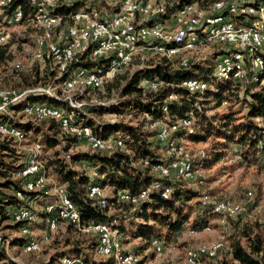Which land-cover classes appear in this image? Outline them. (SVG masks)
<instances>
[{
	"label": "trees",
	"instance_id": "1",
	"mask_svg": "<svg viewBox=\"0 0 264 264\" xmlns=\"http://www.w3.org/2000/svg\"><path fill=\"white\" fill-rule=\"evenodd\" d=\"M229 2L163 0V6H166L163 12L135 24L139 27L148 23H163L177 8L190 3H195L198 10L212 11L217 4ZM16 8L26 17L33 12L34 5L29 0H9L6 5L0 6V29L7 30L13 26L9 24V17ZM57 11L61 13L66 8L58 7ZM29 31L22 29L23 34L8 33L7 41L0 42V65L15 59L12 43L21 48L25 41L31 47L33 39ZM215 44H210L209 50L192 58L190 54L196 50L171 57L159 52H152L149 56L137 53V57L129 63H136L131 70L126 68L116 72L104 81V101L86 102L81 106H73L63 97L55 95L62 94L59 87L61 81L75 67H98L103 70L107 68V61L101 57L83 59V52L64 70L59 71L57 68V75L55 70L50 69L53 62L46 53L45 65L41 69L37 63L28 70L12 68L24 81H12V75L8 73L1 75L2 85H18L29 91L9 105L7 111H0V119L24 131L26 142L36 140L40 143L43 170L48 175L47 169L50 168L59 185L62 183L61 186L79 211L81 225H86L87 221L108 223L117 230L122 243L130 237H140L143 243L135 245L137 248L152 247V241L156 239L165 245L176 243V237L185 228L201 230L210 224V217H218L212 211V202L202 200L206 194L214 199L216 197L208 188L203 189L197 179H174L155 171L154 166L163 162L165 164L170 157L166 156L164 145L156 139L158 126L152 128V123L169 122L174 139L206 142L198 144L203 147L204 155L196 158L205 169L225 156H230L241 165L264 158V72L258 73L255 78V72L248 67L245 73L248 80L246 77L239 80L217 78V56L233 49L224 43ZM184 56L187 57L186 64H182ZM186 79H197L207 85L203 89H189L182 85ZM151 80L161 83L153 89L148 85ZM41 85L54 87L53 94L43 90L45 88H37ZM86 88L78 97L87 98V93L95 90ZM30 100L65 108L71 112L73 123L88 126L98 137L120 138L123 145L114 150L100 151L77 147L79 138L63 131L55 118L36 120L23 116L19 111ZM185 117L191 119V125L175 126L176 120ZM232 144L235 145L231 148ZM18 146L19 143L12 137L0 136V172L4 177L0 180V220H5L7 216L5 207L17 204L13 195L6 190L19 187L18 182L10 178V174L22 165L24 154ZM49 149H53L51 154L48 153ZM90 184L110 188L111 195L106 197L105 205L89 195ZM117 190L130 194L147 191L148 196L134 206L127 200L118 199ZM164 192H168L166 197L162 195ZM48 199L44 197V200ZM193 212L195 215L188 222ZM39 214L43 224L47 213L41 211ZM241 214L228 218V222L232 218H240ZM21 224L17 221L9 226L16 230ZM64 224V236L62 240L55 239L54 244L49 246L51 251L45 247L41 250L44 253L41 258L23 264H54L63 256L82 260L84 264H112L111 257L97 258L92 255L96 245L95 236L89 233L87 240L72 238L69 232H87L81 231L72 222ZM28 240L30 238L14 237L12 243L21 244ZM6 257L1 256L0 260L6 261L0 264H20ZM208 261L210 264H264V229H260L258 222H242L233 233L227 253L209 258Z\"/></svg>",
	"mask_w": 264,
	"mask_h": 264
},
{
	"label": "bare ground",
	"instance_id": "2",
	"mask_svg": "<svg viewBox=\"0 0 264 264\" xmlns=\"http://www.w3.org/2000/svg\"><path fill=\"white\" fill-rule=\"evenodd\" d=\"M8 1L9 0H0V6L6 5ZM29 1L34 5V10L31 14H29L28 18L33 27L40 30L39 35H37V37L35 38L34 50L31 56L32 60L35 61V63L39 64L41 67L45 65L46 53L49 55L52 62L57 61V54L49 53L51 47V37L42 38L44 34L49 32H54V37H61V31H56L58 29V21L53 20V18H76L82 16L94 23L88 24V27L79 28V30L75 33L74 42H71V34H63V43H68L64 45V52L66 53V55L76 57L78 54L83 53L86 49L85 38L89 35V33L97 32V25L99 27H107V19L105 18L117 20L120 22H129L130 16L138 12V0H126V3L128 4L123 8L118 6L119 0ZM231 4L232 3H228L225 5L217 4L213 10L215 11L226 6H230ZM99 5H106L105 8H103L102 12L99 11ZM259 5H262V0H249L248 2L243 4L234 3V7H231L230 10H224L225 12L215 11V13L211 12L205 15V20H198V14L204 12H199L195 3L183 5L182 7L177 8L170 15L169 19H172L173 21L174 18L180 15V25H193L197 22V27L188 28L184 34H177L172 37H167L166 39L165 37L150 38V32L148 31L155 28V35L157 36L174 35V29H166L164 27H160L162 25H165L168 19L163 23H148L139 27L134 23V25H131L129 27V31H122L121 42H111V47H105L109 42V35H120V28H109V34L100 33L94 41V48L100 49V56H108L105 58L108 63L106 66L107 68L100 70L98 69V67H75L68 75V77L63 79L59 85L61 93L69 96L70 101L67 98H63L66 99L69 103L71 102V105L79 106L76 105V100L78 99L79 92H83L84 89H87L86 87H90L95 90L102 89L104 81L108 79V77L114 72L127 67L130 63L131 56L141 48L156 50L164 54V56L171 57L173 55H179L185 52L198 50L208 44L224 43L229 45L233 50L217 56L215 64V74L217 78H229L233 80L242 79L243 77H245L244 73L248 71V67H250V69L255 72L256 76L254 77L256 78L258 73L264 72L263 39L259 37H250V45L247 48L237 47L235 45H242V38L222 36L217 37L216 41L209 40L212 38V32L204 31L202 29L206 28V23H218L221 20H229L230 16H237L238 11H256ZM77 6L81 7L78 8ZM192 6L194 14H182ZM58 7H65L66 11L60 13L57 11ZM26 17L23 16V13L19 8H16L12 11L9 20L10 22H14V24H16L20 23ZM252 23H255V15H248V23H234L231 26L222 27V34H251L252 32H255V25H253ZM68 29L77 30V21L68 20ZM261 34L264 35V27L261 28ZM196 38H200V41L195 42ZM173 50H175V52H173ZM114 51H116L117 53H114ZM186 63L187 57L184 56L182 58V64ZM66 67L67 65H65V62H57V68L59 71L64 70ZM114 67H116L115 70L110 71ZM83 69H85V73H90L91 77L85 74H80V71ZM108 71L110 72L107 73ZM186 82H190V86H192V88L189 89H203L207 85V83L204 81H200L197 79H186L182 82V85L185 87ZM148 85L150 88L154 89L158 86V82L156 80H151L148 82ZM45 91L52 93V91L49 90ZM8 92L19 93L13 88H3L0 90V95H8ZM71 92L73 93V96H71ZM22 97L23 96L17 97L16 99L8 102L7 105H11L13 102L20 100ZM74 97H77V99ZM33 101L34 100H30L23 104L19 111L21 114H23V116H30V118L33 117L36 120H44L50 117L57 120L56 114H60L62 117H64L66 123L68 124L65 125L63 123H59L63 131L68 132L69 134H74L78 138H80V130H83L87 134L93 135L94 141L90 138H83L88 147H90V150H114L123 145V142L120 138H115L112 136L106 138L98 137L88 126L82 123H73L71 112L67 111V109L65 108L43 102ZM43 107L50 111H54L56 114L40 110ZM191 123V119L189 117H185L183 119L176 120L175 126H189L191 125ZM0 124L7 128L4 129V132L0 130V136H10L18 143L20 142V144L22 141L24 142L26 140V134L24 133V131L15 126L13 123L0 119ZM262 124L264 125V119H262ZM168 127H162L159 130L165 135H158V141L164 145L165 151L167 153L166 156L168 155L170 158L165 164H163V162L162 164H157L154 167L170 164L172 162V159H177L179 166H177V169H171L170 178L174 177V179H190L194 176V173L197 171V169L201 167V164L197 163L196 160L193 159L190 151H188L184 147L181 148L179 144L174 143L175 139L171 136L172 127ZM35 145L37 147H35ZM40 149V143L34 141L32 142L28 151L26 150L28 153L25 154L26 151L23 152L24 156L21 166H30V171H28L26 175L24 174V170L22 167H19L16 171H13L10 174V178L15 179L18 182L19 187L11 189V195H13V197L16 199L17 204L9 205L7 207H10V209L12 210L21 209V212H26V223L22 221L21 217H14L13 220H10L8 218H5V220H0V257L2 256V254H7V252L3 251L4 249H7L10 245H12V241L14 238L10 234H7V224H12L17 221L22 222L23 224H21L15 231H19L20 234L24 235L28 230L27 225L34 220L36 215L35 209L30 205V203L34 200L33 194H43L40 193V189H43L44 191H46L47 189L49 177L45 174L42 163L40 161ZM203 155L204 152L202 150H199L197 152L198 158ZM2 179H4V177L0 174V180ZM61 185L56 186L55 200L52 203H44L40 205L41 209H39V212L44 211L45 213H47V217L45 218V229L43 230L41 237L39 238V240L24 241L19 244L22 251L34 252L38 250V244L40 243V241H47L49 239L50 233L56 229L58 223L72 222L81 231L93 233L95 234V237H97L98 235H104V237L99 238V245L96 242L94 248L95 256L111 257L112 264H147L137 254L128 252V250L125 248V245L122 243L121 237L115 232V230L111 228V226L103 228L100 225H81L79 221V211L76 209L75 205L68 196H66V204L70 205L73 208V214L75 215H58V222L53 224V212L56 214L65 213V206L63 205L61 200L63 199V192L65 195L67 194L64 187H62ZM91 185H95V194L93 193V188ZM88 189L89 195L91 197L96 198L101 205H105L106 196L104 193V187L97 184H90ZM16 191H20V194L23 196L16 197ZM142 192L147 193V191ZM125 193L130 194L126 191ZM167 193L168 192H164L162 193V195L166 197ZM116 197L121 200H127L134 206L139 203L134 197H126L123 199L120 198L119 190H117L116 192ZM221 204L222 200L213 202L212 211L216 212L219 215L218 222L222 225L226 223V220L229 217H235L243 210L241 203L230 200H223V207L225 208V211H217V208H221ZM235 204L239 206H236ZM4 223L7 224L3 226ZM210 229L211 226L208 224L201 230L189 229V232L196 234L202 230L208 231ZM106 245L107 252L106 249L100 247ZM152 245L156 252L162 251V248L160 249V247L155 243V240L152 241ZM222 247L223 243L220 240H214L209 243H202L197 246L188 247L186 250L185 262L183 264H198V260L202 257L214 258L218 255V250H221ZM54 264H82V262L76 258L63 256Z\"/></svg>",
	"mask_w": 264,
	"mask_h": 264
},
{
	"label": "rangeland",
	"instance_id": "3",
	"mask_svg": "<svg viewBox=\"0 0 264 264\" xmlns=\"http://www.w3.org/2000/svg\"><path fill=\"white\" fill-rule=\"evenodd\" d=\"M248 1L249 0L240 1L239 4H243ZM229 3H232V0H230ZM105 6H100L99 11L102 12ZM157 6H163V0H157ZM77 7L80 8L81 6H77ZM212 11L214 10L212 9ZM199 12H205V10L199 9ZM168 21L170 22L172 21V19H168ZM20 23L14 24V26L9 27L7 30L0 29V42L7 41L8 35L6 34V32H8L9 34L12 32L16 34H23L22 29L24 30L29 29L30 30L29 34L33 39V44L31 45L30 48L27 42L26 43L25 41L22 42L21 46L25 47L24 50H22L23 49L22 47H21L22 49L18 47L16 43H12L11 48H13V50L15 48L14 50L15 59L13 60V62L10 61L8 64L0 65V90L3 88H13L19 93L20 91H26V90L29 91V89L21 88L18 85H14V86L2 85L1 75L4 73H8L10 74V76L12 75L11 77L12 81L16 80V82H18L20 79L23 80L22 78L19 77V75H17L16 71L15 72L12 71V68L14 67L17 69L28 70L35 63V61L32 60L31 55L34 50L35 38L40 33L39 29L33 27L28 16L25 19H23ZM20 25H22L23 27ZM214 45H217V44H214ZM210 47L211 45L204 46L196 50V52L190 54V57L192 58L193 55L194 56L201 55L204 52H206V50H209ZM28 48L29 50L27 51L28 52L27 53L26 49ZM152 52H159V51L151 50L148 48H141L137 50L131 56L130 61L132 58L137 57V55H135L137 53H141V54H144L145 56H149L150 53ZM135 64L136 63L133 62L129 64L127 67L119 71H116V72H121L126 68H128L127 70H131ZM38 67L39 69L42 68L39 64H38ZM113 74H111L107 80H109V78H111ZM51 87L52 86H48L47 88L43 90L54 91V87L52 88ZM104 87L102 89H96V90L90 91L89 93H87V98L78 97L77 99V97H74L77 99L76 105L81 106L82 104L86 102H98L99 100L104 101V99H106L104 95L105 94ZM72 92L70 93L71 96H73ZM33 102H38V101H33ZM8 108H9V105H7V110ZM159 122L160 121L152 123L151 127L153 128L159 125V130H160L162 127L169 126L167 122H161V123ZM33 141H36V140H33ZM31 142L22 141L21 144L19 142L18 147L23 152H25L26 150L28 151L29 147L32 144ZM174 143L179 144L181 148L184 147L188 151H190L193 159L196 160L197 162V159H196L198 157L197 152L199 150H202L203 148L201 146L199 147L198 144H202V143L205 144L206 142H195L187 138H182L181 140L175 139ZM234 145L235 144H232L231 148L234 147ZM77 147L88 148V145L82 139L77 142ZM52 150L53 149H49L48 153L52 152ZM27 151L25 152V154L28 153ZM40 153L41 152H39V157H40ZM42 162H43V159H42ZM197 171L194 173V176L192 178L186 179V180H196L197 179L200 182V184L203 185V189L208 188V190L211 193H213V195L216 198H218V199L216 198L214 199V198H211L210 195L206 194L204 197H202V200L213 203L215 201L222 200L223 198V200L239 202L242 205V209L244 207V209L241 212L242 214L240 215V218H232L229 220V222L227 219L226 223L222 225L218 222L219 215L217 218L210 217L209 219V223H210L209 225L211 226L210 230L208 231L202 230L196 234H193L189 232V229L187 227L182 232H180L178 236L176 237V244H167L162 248V251L160 252H156L153 245L152 247L148 246L146 248L145 247L143 248L135 247V245L139 243L140 244L143 243L140 237H135V238L130 237L129 239H127L128 241H126L125 243L123 242V244L125 245V248L128 251L140 256L145 263L147 264H183L185 262L186 250L188 247L197 246L202 243H209L214 240H220L224 244L223 248L219 251L217 255V256L219 255L221 256L227 253L233 233L242 222H249V223L258 222L260 224V229L261 230L264 229V158H261L260 160H255L252 164H242L241 165L240 163L235 161L230 156H225V157H221L216 162L209 164L206 169L201 166L200 168L197 169ZM47 174H48L49 180H48V186H47L46 192L48 194L47 195L37 194L36 197L33 196L34 200L33 202L30 203V205L36 211L34 220L31 221L27 225L28 227L27 231H30V236H28V232L22 235L19 233V231H15L13 228H11L9 224L4 223L3 226L5 224L8 225L6 226L8 227V229L6 228L7 234H10L12 237L30 238V240L28 241L39 240V238L42 235L43 230L45 229V223H46L44 220L42 224V216L39 214L40 213L39 209H41L40 205L44 203L45 204L52 203L55 200L56 186L59 185V184H56L58 183V181L55 178L54 174L51 172L50 168L47 169ZM90 174L93 175L92 172ZM201 178H203L202 179L203 181H201ZM104 188H105L104 189L105 196L107 197L108 195H111L110 188L108 187H104ZM6 191L9 194L12 193L11 189L6 190ZM45 196L49 198L47 201L44 200ZM194 215H195L194 212L191 213V215L189 216L188 222H191V219L194 217ZM64 227H65L64 223L59 224L57 228L58 230L57 229H56L57 231L54 230L55 232L53 234L51 232L49 235V239L47 241H40V243L38 244V250L34 252H24L20 248L19 244L12 243V245H10L9 248L4 249L3 251V252H7V254H4V255L2 254V256H7L11 260L15 259L13 261H16L20 264H23L24 262H27V261L34 262L37 258H41L44 255V253H41V250H43L46 247V249L51 251V248H49V246L54 244L55 239L62 240L63 238L62 236H64L63 235ZM111 228L115 230V232L117 231L114 227L111 226ZM90 234H92L93 236L95 235L93 233H90ZM69 235L72 238H77L79 240H87L90 237L89 233H82V232H76V233L69 232ZM92 255L95 256L93 254V251H92ZM97 258H106V257H97ZM210 259H213V258H210ZM208 260L202 257L201 259L198 260V264H210ZM4 261H6V259L0 260V262H4ZM80 261L82 262V264H84L82 260ZM5 264H8V263H5Z\"/></svg>",
	"mask_w": 264,
	"mask_h": 264
},
{
	"label": "built area",
	"instance_id": "4",
	"mask_svg": "<svg viewBox=\"0 0 264 264\" xmlns=\"http://www.w3.org/2000/svg\"><path fill=\"white\" fill-rule=\"evenodd\" d=\"M240 1H245V0H232V4L230 6H226L224 8H220V9H217L215 11L230 10L231 7H234V3H239ZM127 4L128 3H126V0H119L118 6L123 8ZM137 4H138V12H136L132 16H130L129 22H120L117 20L105 18V19H107V27H99L97 25V32L96 33H89V35L85 38L86 49L84 50V57H83L84 59L94 60L95 58H99V57L104 58V59L106 57H108V56H100V49L94 48V41L99 36L100 33L109 34V28H120V35H109V42L107 43V45L105 47H111V42H121L122 31H129V27L131 25H134V23H136V22H141V21L149 19L150 17L158 16L162 12V10L166 7V6H157V0H138ZM215 11H206L204 13L198 14V20H205V15H207L211 12H215ZM182 14H194L193 6L191 8H189L187 11L183 12ZM248 15H255V23H252L253 25H255V32H252L251 34H222V27L231 26L234 23H248ZM53 20L58 21V29L56 31H61V37H54V32H49V33L44 34L42 38L51 37V47H50L49 53H56L57 54V61L52 63L50 69L55 70L57 73V62H65V65L68 66V64L74 58H77V57H73L70 55H66V53L64 52V45H66L68 43H63V34H71V42H74L75 41V33L79 30V28L88 27V24H94V23L92 21L82 17V16H79L76 18H69V17L53 18ZM68 20H76L77 21V30L68 29ZM9 24L14 25V22H10V20H9ZM160 27H164L166 29H174V35L157 36V35H155V28H154V29L148 31V32H150V38L165 37V39H166L167 37H172V36H175L177 34H184L188 28L197 27V22L194 23L193 25H180V15H179L176 18H174L173 21H171L165 25H162ZM263 27H264V0H262V5H259L256 11H238V15L232 16L231 19H229V20H221L218 23H206V28L202 29V30L212 32V38L209 40H215L216 41L217 37H222V36H232L235 38H242V45H235V46L247 48L250 45V37H259V38L264 40V35L261 34V28H263ZM7 34H8V32H7ZM198 41H200V38H196L195 42H198ZM173 52H175V50H173ZM114 53H117V52L114 51ZM120 58H121V55H120ZM116 67L112 68L110 71H114ZM110 71H108L107 73H109ZM80 74H85V75H88L89 77H91L90 73H85V69L81 70ZM244 75L248 79V75H246L245 73H244ZM158 83L160 84L161 82L158 81ZM185 85L187 88H192V86H190V82H186ZM39 87H47V85H41ZM39 87H37V88H39ZM27 93H28V91H20V93L8 92V95H0V110H6L7 111V103L8 102L16 99L19 96H24ZM80 93L81 92H79V94ZM55 95L62 96V97L67 98L69 100V96H67L66 94H60V95L55 94ZM40 110H44V112L55 113L54 111H50L44 107ZM56 116H57L58 123H63L65 125H68L66 123L64 117H62L60 114H56ZM72 127H75V126H72ZM4 129H7V128H5L4 126H2L0 124V130L2 132H4ZM158 135H165L163 132L159 131V125L157 127V132L155 135L157 140H158ZM83 138H90L93 140V135L87 134L83 130H80L79 140H81ZM35 147H37V146L35 145ZM105 149H109V148H105ZM144 162L147 163V159H145ZM177 166H179L178 160L172 159V162L170 164L159 165L158 167H154V169L156 172H159L160 174H166V175L170 176L171 169H177ZM20 167L23 168L25 175L28 171H30V166H28V165L20 166ZM0 174H2V173L0 172ZM91 186L93 188V193L95 194V185H91ZM40 193H43L45 195L47 194V192L44 191L43 189H40ZM17 196H23V195L20 194V191H16V197ZM66 196H68V195H65L63 192V199L61 200V202L65 206V213L64 214H56L53 212V224L58 222V215H75V214H73V208L70 205L66 204ZM147 196H148V193H146V192H140V193H136V194H126L125 191L119 190V197L122 199L126 198V197H134L136 199V201L140 202V200H142L143 198H145ZM235 205L239 206L237 204H235ZM243 209H244V207H243ZM217 211H225V208L223 207V198H222L221 208H217ZM4 212H5V214H7V216L4 218H8L10 220H13L14 217H21L22 221L24 223H26L25 222L26 212H21V209L12 210V209H10V207H5ZM0 219H1V216H0ZM86 223L90 224V225H100L103 228L110 227V224H103V221H98V222L87 221ZM27 232H28V236H29L30 231H27ZM0 235H1V233H0ZM100 237H104V235H98L95 238V242H97L98 245H99V238ZM155 243L160 247V249L165 246V244L160 239H156ZM168 244H176V243L172 242V243H168ZM100 247L106 249V252H107V245L106 246H100ZM218 251H220V250H218ZM125 254H126V252H125ZM206 260H208V257H206Z\"/></svg>",
	"mask_w": 264,
	"mask_h": 264
},
{
	"label": "crops",
	"instance_id": "5",
	"mask_svg": "<svg viewBox=\"0 0 264 264\" xmlns=\"http://www.w3.org/2000/svg\"><path fill=\"white\" fill-rule=\"evenodd\" d=\"M167 23H169V21H168V20L166 21V24H167ZM46 201H47V200H46ZM46 201H45V202H46Z\"/></svg>",
	"mask_w": 264,
	"mask_h": 264
}]
</instances>
